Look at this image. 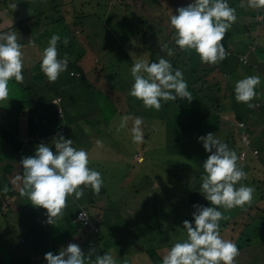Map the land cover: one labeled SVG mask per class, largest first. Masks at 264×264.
<instances>
[{
  "label": "trees",
  "instance_id": "16d2710c",
  "mask_svg": "<svg viewBox=\"0 0 264 264\" xmlns=\"http://www.w3.org/2000/svg\"><path fill=\"white\" fill-rule=\"evenodd\" d=\"M15 1L16 0H0V32H26L28 38L19 37L18 39V43L23 48L30 40L36 41L35 34H37V38L41 39L47 35V32H49L48 35H58L61 34V31H64L68 43L65 44L62 37L63 35L60 36L61 39L58 41L57 50L61 52V54L58 57L59 59H63L64 56L67 55L69 59L67 70L60 74L59 78L54 82L55 84L49 88L46 86L47 83H45L47 92H39L35 89L36 92L32 93L30 90H32L33 86L31 87L30 84L28 85L23 81L21 83L17 82V91H19L21 103L18 113H23L27 108V104L30 105L32 102L29 108V113L32 116L28 123L27 130L28 137L29 135L30 137L23 141L19 138V140L14 139L11 144L14 152H18L19 148L22 146L26 148L28 146L32 147V144H34V151L36 152L39 145L47 144L55 153L56 150L53 139H58V134H68L70 131L84 128V123L88 125V129L85 128L84 133L89 130L92 133L89 137L90 145L93 148L101 147L103 152H110V144L104 145L103 147L94 143L99 137L106 133L105 128L109 125V122L112 120L120 122L123 116L140 117L143 120V143L137 144L136 146L133 145L130 132L132 121H129V126L124 128L125 134L122 133L120 136L122 140H126V144L130 145L131 149L134 150V155L139 151L143 153L142 161H140V163L134 161V164L138 166H142V164L145 166L146 164H157L162 169L161 172L156 175L155 179L148 174L141 176L143 177L142 179H144L143 182L155 184V181H160L157 179H160V174H162V172L164 173L163 175L167 174L171 177L172 175L170 174L173 173L172 170L174 168H179V166H181V170L184 172L189 164H192V167L196 162H200L193 177L195 182L185 184L181 181L180 183L181 185L185 184L183 191H180L181 193L179 192L181 195L183 194L182 199L175 194L177 199L175 198L173 200L175 202L170 205L166 194L163 196V201L161 200L163 209L169 210V214L171 215L175 214L171 217L172 220L174 218H181L183 222L187 220L192 223H194L192 219L193 213L196 211L193 205L211 207V204L204 198L203 194L201 195L202 203H199V195L196 193V190H199V188L201 189L202 181L200 177L204 175L203 163L210 155V153L205 151L203 143L199 140L200 137H206L207 134L212 133L217 138L218 135H221V127L223 124H229L235 119L240 122L244 121L246 123L245 128L253 133V136H249L252 138L250 139L251 145H253V148L255 147L254 149L258 153V157L261 155L264 156V95L258 97L257 94L256 98L251 101L254 107L250 108L247 104L236 101L234 91L236 82L246 76L258 75L261 77V84L259 86L264 85V27L261 29L262 34L260 35V32L257 30L245 32L247 30L245 25H242V27L237 26V32L244 33L243 38H246V41L242 39V37L239 39L243 40L240 47L246 48L244 51H235V49L232 48L233 46H229V39L227 36L231 37L232 35L225 34L224 39L227 41H225L223 45L228 53L226 59L230 62V67L226 70L221 67L220 63L215 65L202 63L200 57L193 50H181L172 39L174 30L171 27V32L167 35L168 38L166 37L167 42L160 43L159 47L156 48L157 50H153L150 54L149 63L158 62L160 58H164L171 63L173 74L175 70H180L188 85V91L191 93L192 100L189 102L186 99L181 100L177 98L176 101H161L162 108L156 111L154 109L145 108V106L142 105V101L128 94L131 85L134 83L133 80L132 84L128 86L127 91L122 87L117 89L113 88L115 84V75H121L122 72V70L117 67L120 56L127 54L118 43L115 33H111L108 27L104 26L103 14L100 12L101 15L98 16L97 13L99 9L96 8L97 12H95V15L98 17L97 21L99 22L92 25L86 24L87 22H91V14L77 13L72 2H70L72 10L69 8L64 11L63 9L62 13L57 14V17L53 14L55 18H50V16H47L39 9L40 7L36 9V14H34L33 11L29 10L30 8L28 5L21 3L23 0H17L20 4L13 7L12 5ZM227 2L230 7L234 8V5L239 2V0H227ZM156 3L158 4V2ZM166 7L167 6H164V9ZM157 10H162V4L161 6L159 5V7L158 5L154 6L151 13L154 14ZM256 13L257 12L253 11L250 17L252 19L255 18L257 15ZM152 18H155V15H153ZM139 21L141 24L144 23L141 22L142 20ZM260 21L263 22V20ZM257 25L258 24H256V28H258ZM44 30H46V34H44ZM75 31H78V36L74 35ZM235 31L236 29L233 30V32ZM77 37H79V39ZM144 38L145 36H142V40H144ZM232 41H234V38ZM103 43L106 44L105 50L107 53L112 54L116 61L110 60V58H102L98 55L100 53L99 47L103 45ZM252 44H254L253 47ZM165 45L173 50V55H168V48H165ZM62 51H64L65 54H63ZM39 54L40 52L37 55ZM88 61L91 62L90 68L87 66L88 64H86ZM218 73H222L224 76L218 79L216 77L219 76ZM93 74H95V77H93ZM211 75L213 76L211 77ZM39 76L40 77L37 78H42L44 75L39 74ZM98 79L104 81V86L95 82V80ZM197 84L200 85L199 88L196 87ZM257 89H259L258 86L255 91ZM51 90H54L52 94L48 92ZM29 92L33 94L31 102L28 99ZM122 93L123 99L120 96ZM255 99H257V102H255ZM54 101L59 102L55 105L52 103ZM225 101L229 103V113L232 112L231 117L233 119L222 118L223 113L228 112V110L224 108ZM243 109L249 113L244 119L239 116V113H242ZM234 126L236 125L234 124ZM256 129L258 132L257 136L255 132ZM8 132L7 127H3L0 123V139H4L6 137L5 134ZM106 137L109 136L107 135ZM83 144L81 149L87 145ZM233 144L234 142L232 141V145ZM229 149L232 151L234 150L232 147ZM234 151L238 154L236 150ZM35 152L33 155H35ZM16 156L17 153L14 155L15 160H17L19 155ZM172 164L176 167L169 168ZM240 167L243 171L247 168L245 165H241ZM1 168L0 183L5 186L2 190L0 189V218L1 220L4 218V221L7 222L9 214L13 212V207L15 208L17 205H22L26 210L28 207L25 201L16 203L20 194L17 195L16 190L12 186V181L9 178V175H12L14 172L12 163L1 165ZM20 169L23 168L20 166ZM184 173L186 174V172ZM139 179L140 178H138V180ZM244 183L247 184L246 182ZM133 185H131L130 188ZM5 188H7L8 191L5 192ZM169 195L172 197L171 194ZM262 199H264V197H262ZM28 202V204H31L30 201ZM2 204H5V210H1ZM92 205H94L93 202ZM82 209L86 210V213L89 212L86 208L77 204L76 211L78 212ZM116 211H119V209L116 208L114 211L115 213L109 214L108 218L111 216H118ZM43 212L47 218V211ZM32 213L33 212H31V214ZM66 213H68V211ZM120 213L119 211V214ZM88 214L89 219L95 226V230L92 232L98 234L99 228L96 224L98 221L90 213ZM123 222L124 221L120 219L117 225H115L116 228L122 226L126 234L129 233L130 235V231H128L130 230L128 221L126 225ZM65 223L66 225H61L59 223L52 224V226H48L49 230L45 232L41 227L33 223L34 226H32L31 233L28 234V236L27 233L20 235L18 240H14V243H17L14 245L12 243H4L3 239L0 238V264H14L15 261L16 264H46L47 261L44 259L46 253L41 252L39 249H35L37 248L35 243H46L51 246V249L55 247L54 250L58 252L60 246H55L54 243L69 244L72 242L73 236L77 232H85V230L80 229L79 226L71 220ZM155 227L157 232V226ZM161 233H164V229ZM144 235L147 239L148 233L144 232ZM9 239L13 240L10 237ZM160 239L161 243H164L163 238ZM98 240L100 243L104 241L105 246L108 247L112 244L107 243L106 237L102 235L98 237ZM24 243H28L29 245L30 243H34L31 247L27 248L31 249L28 253L31 256L34 255L36 258L41 255L40 259L34 260L32 257H29L24 252V249H26L23 246ZM171 247L167 248L165 251L162 250L163 252L162 254L159 253L160 255L154 247L144 250L147 252L151 264H162L163 256ZM129 262L130 261H128V263Z\"/></svg>",
  "mask_w": 264,
  "mask_h": 264
},
{
  "label": "rangeland",
  "instance_id": "374dc122",
  "mask_svg": "<svg viewBox=\"0 0 264 264\" xmlns=\"http://www.w3.org/2000/svg\"><path fill=\"white\" fill-rule=\"evenodd\" d=\"M70 2L74 4L75 11L77 13L91 14L92 20L86 24L94 25L99 22L97 21L98 17L95 15V12H97L96 8L99 9L97 12L98 16H100L101 13L103 14V21L105 22L104 26L108 27L111 33H115L118 43L127 54L120 56L117 67L120 68L122 72L121 75H115V84L113 88L117 89L122 87L127 91L128 86L132 84L133 80L130 71L132 65L138 59H147L149 61L150 54L153 50L159 47L160 43L162 44L163 42H167V35L171 32V15H176V10L178 8L186 7L187 4L193 3L194 0H23L21 3L28 5L30 8L29 10L33 11L34 14H36V9L40 7L39 9L41 11H43L47 16H50V18H53V14L57 17V14L62 13L63 9L64 11L69 8L72 10ZM156 2H158V4ZM242 2L245 4V7H241ZM17 4L20 3L16 0L13 5ZM161 4L162 10H157L154 14L151 13L154 6L158 5L159 7ZM164 6L167 7L164 9ZM234 6V9L237 12V19L227 32V34L232 35L231 37L227 36L229 39V43H227L229 46H233L232 48H234L235 51H244L246 48L240 47L243 40L239 39L242 37V39L246 41V38H243L244 33L237 32V26L242 27V25H245L247 27L245 32H252L255 31L256 24H258V31L261 32L264 21L262 22L260 20L264 19V8L258 9L259 11L263 10V12H260L263 19L259 20L257 17L256 21L258 22H255V18L252 19L250 15L253 11H257V9L247 7V0H239V2H237ZM153 15H155V18H152ZM139 20H142L141 22L144 23H139ZM234 29H236L235 32H233ZM48 33L49 32H47V35L41 39L37 38V34H35V47H32L31 44L28 43L22 48L24 59V67L22 69L23 82L28 85L30 84L31 87L33 86L34 89L32 88V90H30L32 93L36 92L35 89L39 92H47L45 83H47L46 86L49 88L55 84L54 82H49L40 68L41 54L44 48L48 46V41L52 36L48 35ZM16 34L20 38H28V34L26 32ZM44 34H46V30H44ZM65 34L66 33L64 31H61V34L58 35H63L62 37L65 39ZM74 35L78 36V31H75ZM142 36H145L144 40H142ZM77 38L79 39V37ZM233 38L234 41H232ZM225 41L227 40L224 39L221 43L224 44ZM253 45L254 44H252V47ZM105 47L106 44L104 43L103 45H100V53L98 55L102 58H110V60L116 61L112 54L107 53ZM39 52L40 54L37 55ZM62 52L65 54L64 51ZM58 53L60 56L61 52ZM90 63L91 62L89 61L86 63L89 68L91 67ZM220 65L226 70L229 69L230 62H228V59H225L220 62ZM39 74H43L44 76H41L42 78H37L40 77ZM213 75H211V77ZM218 75L219 76H216L218 79H221L222 76H224L222 73H218ZM93 77H95V74H93ZM95 82L102 86L105 84L101 79L95 80ZM199 86V84L196 85L197 88H199ZM263 86H258L259 89L256 90L258 97L264 95ZM8 87V98L0 101V123L3 127H7L9 131L5 134L6 137L4 139H0V172L2 171L1 165L12 163L14 172L12 175H9V178L12 181V186L16 190L17 195H19L20 188L23 185L22 181H16L15 178L18 175L23 174V169H19L14 160V153L17 151L14 152L11 144L14 139H20L23 141L24 139H28L30 137V135L28 137L27 130L28 123L30 122L32 116L29 113V108L32 104L31 100L33 94L30 92L28 93V99L31 104H27V108L23 113H18L21 103L19 91H17V81H15L14 78L11 79ZM53 91L54 90L48 92L52 94ZM120 96L123 99V93L120 94ZM255 102H257V99H255ZM228 105L229 103L225 101L224 108H226L228 112L223 113L222 118L233 119L231 117L232 112L229 113L230 108H228ZM248 115L249 113L246 112L245 109L242 110V113H239V116H241L242 119L246 118ZM119 124V121L112 120L109 122V125L105 128L106 133L94 142L96 143L98 140L101 141L103 147L104 145L110 144V152H103L101 147L93 148L90 145L91 143L89 142V137L92 133L90 130L84 133V129H88V125L85 123L84 128L82 129L70 131L68 134H60L63 135L65 139H71L73 141L74 148L77 150L81 149L83 143L87 144L83 147V149L89 155L88 167L99 171L103 179V186L98 195L95 194L90 187L82 186L84 195L81 199L77 200L78 204H80L83 208H86L89 211L88 213L94 216V218L98 221L96 223L99 228L98 234L87 236L83 232H77L71 242L79 245L86 257L90 250H95L94 254L91 256L89 264H92V262L95 261L96 256H102L105 253L111 254L117 260V264H148L145 256L142 254V249L136 248L139 244L134 248H129L130 254H125V252L128 251L127 249H123L124 246H110L104 248V241L100 243L98 240V237L101 235L106 237L107 243H161L160 238H163L164 243H176L183 242L187 239V234L183 228V220L181 218H174L172 220L171 217L175 214L171 215L169 214V210L163 209L162 201L164 198L163 196L166 194L170 205L175 202L173 201L175 198L177 199L175 194L182 199L183 194L181 195L180 193L183 191L185 184L195 182L193 177L200 162L195 161L196 163L192 167V164H189L188 168L184 171L186 174L182 172L181 166H179V168H174L172 170L173 173L170 174L172 175L171 177L167 174L163 175L164 173L162 172V174H160V179L156 178L160 181H155V184L143 182L144 179H142L143 177L141 176L148 174L150 177L155 179L156 175L160 173L162 169L157 164H146V166L144 164H142V166L134 164L135 162L140 163V161H142L143 153L139 151L136 155H134V150H132L131 146L126 144V140H122L120 136L122 133L125 134V129H119ZM129 124L130 122H128V126ZM243 132L246 133L247 137L253 136V133L250 130H247V128H239L238 125L234 126L233 120L229 124L226 123L222 125L221 135H218L217 138L222 143L226 144L228 148L232 147L237 151L238 167L241 165H245L247 167L244 171L247 174V179L241 180L236 187H239L240 184L253 187L255 189L253 193V200L250 205H246L243 208L236 207L231 210H225L223 207H218L217 210L221 211L223 215L229 217V219L221 220L219 222L220 234L223 239L231 240L237 245L239 255L235 259V264H264V199H262V197H264V156L261 155L258 157V153L253 155L247 151L241 159L240 151L243 147L241 136ZM255 132L257 136V129ZM107 135L109 137H106ZM249 139L252 138L249 137ZM232 141L234 142L233 145ZM133 145L136 146L137 143L133 142ZM249 145L253 148L251 140ZM32 147L35 149L34 144H32ZM120 153L124 154L123 157H120ZM132 164L134 165L131 166ZM170 167L176 166L172 164L169 168ZM138 178L140 179L138 180ZM181 181L185 184L181 185ZM131 185L133 186L130 188ZM4 186L0 183L1 190ZM196 193L199 195L198 202L202 203L201 195L203 193L201 189L199 188V190H196ZM169 194H171L172 197ZM73 199H75L74 195L67 198V207L65 208L67 210H63L62 217L58 218L55 224L59 223L61 225H66L64 217L67 214L66 212L70 211V207H73V203L71 201H74L76 204V201ZM22 201L26 202L28 207L27 210L24 209L22 205H17L15 208H12L13 212L12 214H9L7 222L4 221V218L2 220L0 218V238L3 239L4 243H12L13 245L17 244L14 243V240H18L19 236L24 233H27L28 236V234L31 233L32 226H34L33 223H35L36 226L41 227L44 232L49 230L48 226H52V224L47 223V218L43 212H46L47 210L28 204L29 200L26 197H21L19 195L16 203ZM92 202L94 205H92ZM4 207L5 204H2L1 210H5ZM165 207L169 208L168 206ZM116 208H118L121 213L119 214V211H116L118 216L116 215L108 218L109 214L115 213L114 211ZM31 212L33 213L31 214ZM120 219L124 221L123 223L125 225L128 221V227H130V230L128 231H130V235L129 233L126 234V231L122 226H118L116 228L115 225H117ZM155 226H157V232ZM163 229L164 233H161ZM85 232H89V230H85ZM144 232L148 233L147 239L145 238ZM9 237L13 240H10ZM85 239H87L88 242L86 244L83 243V240ZM32 244L34 243H30V245L28 243H24L23 246L27 249L28 247H31ZM35 244L37 246L35 249H39L43 253L51 252L53 254H59L60 250L68 246L67 245L63 248V243H54L55 246H60L59 251L56 252V250H54L55 248L51 249V246L46 243ZM133 245L134 244H131V247H133ZM26 249H24V252L29 257H32L34 260L40 259L41 255L36 258L34 255L31 256L28 253L31 249ZM156 251L160 254L163 252L160 248H156ZM124 257H129V259ZM128 261L130 262L128 263ZM14 264H16V261Z\"/></svg>",
  "mask_w": 264,
  "mask_h": 264
},
{
  "label": "clouds",
  "instance_id": "9594fccd",
  "mask_svg": "<svg viewBox=\"0 0 264 264\" xmlns=\"http://www.w3.org/2000/svg\"><path fill=\"white\" fill-rule=\"evenodd\" d=\"M241 7H245L243 2ZM247 7L264 8V0H247ZM176 12L170 17V25L174 30L172 39L181 50H193L205 64L215 65L226 59L228 53L221 42L237 19L236 10L229 6L227 0H194ZM18 39L16 32H0V101L8 98L11 79L23 81L24 59ZM60 39L59 35L53 34L41 54L40 68L49 82H55L67 70V55L63 59L58 58ZM29 43L36 46L35 41L30 40ZM64 43H68L67 38ZM164 47L168 48L167 45ZM173 54V50L168 48V55ZM131 75L134 83L129 95L142 101L145 108L159 111L161 101L192 100L183 73L177 69L173 74L171 63L164 58L152 63L147 59L136 60L131 67ZM260 84L258 75L237 81L234 88L236 101L254 107L251 101L256 97L255 89ZM58 102L52 103L56 105ZM129 121H132L130 132L133 142L143 143L142 118L123 116L119 129L126 128ZM199 140L205 151L210 153L203 163L204 175L200 179L201 191L211 207L193 205L196 209L192 217L194 223L183 222L187 239L176 242L163 256L162 264H235L239 255L237 245L221 237L219 222L229 217L217 209L231 210L250 205L255 189L243 184L236 187L241 180L247 179V174L238 167L235 151L212 133ZM96 143L102 146L101 141ZM53 144L55 153L49 146L41 144L34 156L22 158L23 174L15 178L22 181L20 196L26 197L33 206L47 210L48 224H55L62 217L69 196L74 195L76 200L83 197L82 186L90 187L97 195L103 186L101 173L88 167L89 155L84 149L77 150L72 140L59 134L58 139H53ZM80 218H84L83 213ZM94 251L90 250L86 257L79 245L69 243L59 254L46 253L44 259L47 264H89ZM92 264H117V260L105 253L96 256Z\"/></svg>",
  "mask_w": 264,
  "mask_h": 264
},
{
  "label": "crops",
  "instance_id": "0c3cea01",
  "mask_svg": "<svg viewBox=\"0 0 264 264\" xmlns=\"http://www.w3.org/2000/svg\"><path fill=\"white\" fill-rule=\"evenodd\" d=\"M261 11V10H260ZM260 11L257 9V11H255V12H257L256 14V16H255V21L257 20V17L258 18H260V17H263V16H261V14H260ZM261 12H263V11H261ZM263 21H264V19H263ZM263 27H264V25H263ZM255 30H259L258 28L256 29V27H255ZM262 34V32H260V35ZM264 59V58H263ZM258 62H259V59H258ZM24 143V142H23ZM34 148H32V147H30V146H28L27 148L25 147V146H22L21 148H19V151L18 152H16L17 153V156H18V158H17V160H15V162H16V164L18 165V167H19V169H20V161H21V159L22 158H24V157H30V156H34L33 154H34ZM15 153V154H16ZM14 154V155H15ZM120 155V157H123V155L124 154H119ZM16 156V157H17ZM73 200H75L76 201V204L74 203V201H71L72 203H73V207H70V212H68L67 214H66V216L64 217V219L66 220V222H68V220H72V218H74L75 217V212H77L76 211V207H77V204H78V202H77V200L76 199H73ZM65 210H67V209H65ZM85 233V235H87V236H89V235H94V233L92 232V231H89V232H84ZM75 236V235H74ZM73 236V237H74ZM74 239V238H73ZM73 239H72V241H73ZM87 239H85V240H83L82 242L83 243H88L87 241H86ZM81 242V243H82ZM64 244V246H63V248L65 247V246H67L68 244H66V243H63ZM131 244H134L133 245V247H131ZM139 244V246H137L136 248H141L142 249V254L145 256V258H146V260H147V263L148 264H151L150 262V259H149V257L147 256V252L144 250V249H149V248H160V249H162L163 251H165L167 248H169V247H171V246H173L175 243H167V244H165V243H112V244H110L111 246H124L123 247V249H127V251L128 252H125V254H130V252H129V248H134L136 245H138ZM83 247H84V245H83ZM82 247V248H83ZM106 247H108V246H105L104 248H106ZM55 248V247H54ZM98 254V253H97ZM159 254V253H158ZM118 255H120V254H118ZM160 255V254H159ZM124 258H126V259H129V257H124Z\"/></svg>",
  "mask_w": 264,
  "mask_h": 264
},
{
  "label": "built area",
  "instance_id": "2783aa9c",
  "mask_svg": "<svg viewBox=\"0 0 264 264\" xmlns=\"http://www.w3.org/2000/svg\"><path fill=\"white\" fill-rule=\"evenodd\" d=\"M234 124H236V126L238 125L239 128L245 127V123L242 121L240 122L238 120H234ZM241 142L243 145V149L240 151L241 159L244 157V154L247 151L253 155L257 154V151L254 148L250 147V145H249L250 139L247 137L245 132L242 133ZM76 213H77L76 217L72 220L73 223L77 224L79 226V228L82 230H89V231L95 230V226H94L93 222L89 219V214L86 213L85 210H80ZM81 213L84 214V218H80Z\"/></svg>",
  "mask_w": 264,
  "mask_h": 264
}]
</instances>
